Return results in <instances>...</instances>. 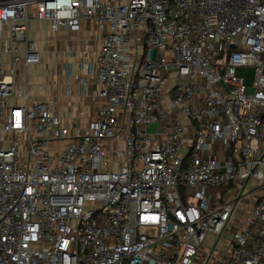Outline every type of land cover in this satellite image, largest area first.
<instances>
[{"label":"built area","instance_id":"obj_1","mask_svg":"<svg viewBox=\"0 0 264 264\" xmlns=\"http://www.w3.org/2000/svg\"><path fill=\"white\" fill-rule=\"evenodd\" d=\"M31 6L100 43L67 122ZM0 264H264V0H0Z\"/></svg>","mask_w":264,"mask_h":264},{"label":"rangeland","instance_id":"obj_2","mask_svg":"<svg viewBox=\"0 0 264 264\" xmlns=\"http://www.w3.org/2000/svg\"><path fill=\"white\" fill-rule=\"evenodd\" d=\"M30 14L32 16V20L30 22V37L32 39H35L39 44V46H42L41 50V57L42 62L37 64L36 66H31L29 69L30 72V79H31V89L30 92L33 96L39 97L41 95H45L44 91L41 90L37 84L43 83L47 76L49 77V81L52 86L59 87L60 91L64 90L67 77L64 73L63 67L61 65L70 59V61H75L72 58L69 57L67 54L69 52L68 49L60 50L58 51L57 46L55 48L52 47V44L50 42H45L44 40H76L77 37L73 35L72 33H69L68 31H61L55 35H52L53 33L48 30L46 27V23L42 21H37L35 18L36 16V8L34 6L30 7ZM89 37H94L95 33L93 30L89 31L88 33ZM8 70L7 67H4V72ZM238 75L245 78L247 84L252 83L255 75V68L254 67H241L237 71ZM19 83L22 85H25V78L20 77ZM62 88V89H61ZM56 89V88H55ZM65 99H68V96L64 97ZM64 99V102L67 100ZM92 107H95L96 104L99 102L98 100L92 99L91 101ZM61 103L59 110V114L61 117L66 118L64 121H68L69 115H77L78 109L73 107L72 105H64ZM155 123H153L149 128V133H152L155 129ZM111 148H117L122 147V144L120 143H112ZM146 232V231H143ZM210 239V236L208 237Z\"/></svg>","mask_w":264,"mask_h":264},{"label":"crops","instance_id":"obj_3","mask_svg":"<svg viewBox=\"0 0 264 264\" xmlns=\"http://www.w3.org/2000/svg\"><path fill=\"white\" fill-rule=\"evenodd\" d=\"M46 27L48 28V26H46ZM89 31L90 30L85 29L79 34H73V35H75L77 37L76 40H62L61 41V40H53V39L46 40L45 39L44 41L46 43L50 42L52 44L53 48H55V46H57L58 51L64 50L65 48L67 49L68 45H73L75 51L77 52L76 58L81 56V54H84V56L87 59H89L92 56V54L94 52H96V50L98 49V46L100 44L99 40H97L95 38V36L94 37H89L88 36ZM52 35H55V34H52ZM39 48H40V50H42V46H39ZM73 60H75V58ZM18 68H19V71H20L21 67H18ZM19 79H20V77H19ZM45 81L48 83V85L46 87V90L44 91V94L45 95H49V96H54L57 99V101L60 103V106H61V103H63L64 105H71V103L72 104H74V103L77 104V103L80 102V103L83 104V107L87 108V106L92 105L91 104L92 103L91 102L92 99L99 101V99L96 96V92H94L91 88H89V92H90L89 96H86V97L84 96L81 99L75 98V96L72 97V98L65 99L64 98L65 96L63 94V90L60 91L59 87L52 86L50 81H49V77L48 76H47ZM74 91L76 93L75 95L77 96L79 88L76 87ZM45 95H41V96H45ZM64 99L67 100V101L64 102Z\"/></svg>","mask_w":264,"mask_h":264},{"label":"water","instance_id":"obj_4","mask_svg":"<svg viewBox=\"0 0 264 264\" xmlns=\"http://www.w3.org/2000/svg\"><path fill=\"white\" fill-rule=\"evenodd\" d=\"M155 50H151L150 51V57L153 59V58H155Z\"/></svg>","mask_w":264,"mask_h":264}]
</instances>
